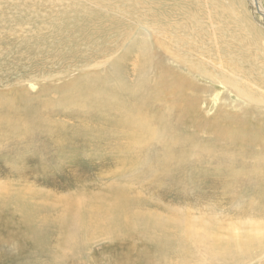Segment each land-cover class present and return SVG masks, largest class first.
I'll list each match as a JSON object with an SVG mask.
<instances>
[{
  "label": "rangeland",
  "instance_id": "1",
  "mask_svg": "<svg viewBox=\"0 0 264 264\" xmlns=\"http://www.w3.org/2000/svg\"><path fill=\"white\" fill-rule=\"evenodd\" d=\"M213 4L0 0V220L128 204L131 223L72 233L65 261L113 264L118 241L135 257L146 217L198 236L168 264H264L263 235L244 241L264 226V0L229 3L244 24Z\"/></svg>",
  "mask_w": 264,
  "mask_h": 264
},
{
  "label": "bare ground",
  "instance_id": "2",
  "mask_svg": "<svg viewBox=\"0 0 264 264\" xmlns=\"http://www.w3.org/2000/svg\"><path fill=\"white\" fill-rule=\"evenodd\" d=\"M218 1H221V0H218ZM231 1L232 0H227L228 2L227 5H223V6L219 5L218 8H216L217 6L213 4L214 9L216 8L214 10L215 14L213 15L217 19L223 18L226 21L229 20L230 22L235 23V24H244L245 22H250L249 21L250 17L247 16L246 12H245L246 15L244 14L242 18H237L238 16L241 15L240 12L236 13L235 11H233L234 9H232V11L231 9L229 10V6H230L229 3ZM216 5H217V2H216ZM252 12L254 16L257 15L255 14L256 12L259 13L253 7H252ZM229 13H232V15H230ZM249 33H253L255 37L261 34V32L256 29L250 30ZM260 39L264 43L263 35L260 36ZM252 42L255 44L256 40L254 39L252 40ZM244 43L246 42L244 41ZM247 53H249L248 50H247ZM245 54L246 53H244V55ZM254 58H256V56ZM248 60L250 59L248 58ZM243 128L244 127H242V129ZM249 159H250V156H249ZM263 178H264V175H263ZM117 195H118L117 197L121 196L119 194ZM121 198L123 197L121 196ZM108 204L109 203L107 202V206ZM60 205L62 207L59 208V212L54 217L43 220V222H41V225H38L37 228H33L32 224L30 223L31 222L30 215H23V221L21 222V225L19 227H14L12 220H7V222H5L4 219H1L0 220V231H2L3 233H0V264H68L67 261L70 260V257L72 256L68 254L67 252L70 250H73L74 248V246H71L72 233L79 234L80 232H82V230L105 231L104 229L105 228L108 229V227L110 228L113 225V222L115 223V225L118 226V229H124L125 226L128 225V220H129V223H131V220L133 218L131 216L132 214H130L128 211L129 210L128 204L126 205L123 204L124 206L115 205L114 208L112 206L111 208H109L111 209V211L107 209L110 211L109 213L110 215L99 213L98 216L96 212L90 213V215H86V211L83 214H80L74 211L76 209H81L86 205V203L81 202V201L80 202L78 201L77 202H71V201L64 202V203H60ZM105 218L108 219L106 223L104 221ZM136 223H138L139 225H142L144 227V232L148 233V236L146 237L148 239V243L144 244L145 247H143L141 251L137 252L135 257L133 256L130 257L125 254L126 251L124 252L123 250H120L123 245H122V242L118 241L115 244L116 248H114L116 252L113 253V256H112L113 264H146L147 262H151V261H154L157 264H168L167 260H169V258L175 254H178L177 255L178 257H181V256L187 257L188 254L191 253L189 249L190 248L189 239L192 237L194 239H197L198 237L194 232L192 233L190 232L191 235L184 233L180 235L179 239L175 240V239L168 238L164 233H156V232L149 231L147 228L150 227L151 224L149 223V219L146 217L145 218L142 217ZM91 227L92 229H90ZM255 230H257V232H253L252 230V232L249 233V239L246 238L244 240L245 243L249 244L256 240H257L256 241L257 243L259 242L261 235H263V238H264V226L255 228ZM230 231L232 232V230H229V232ZM245 236L248 237V235H245ZM235 238L237 239V237ZM227 239L229 238L227 237ZM22 241H24L25 243ZM218 241H221V240H218ZM232 242L235 243L236 241L229 240V242H227L228 247H229V243L232 244ZM173 244H175V246H173ZM177 250L178 252L175 253ZM65 259L67 261H65Z\"/></svg>",
  "mask_w": 264,
  "mask_h": 264
}]
</instances>
